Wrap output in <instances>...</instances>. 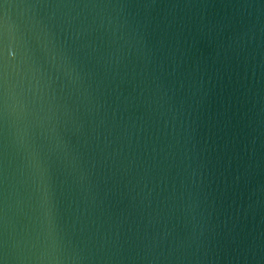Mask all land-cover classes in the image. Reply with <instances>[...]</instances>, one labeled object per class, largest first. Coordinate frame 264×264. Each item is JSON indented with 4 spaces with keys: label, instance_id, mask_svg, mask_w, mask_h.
Here are the masks:
<instances>
[{
    "label": "water",
    "instance_id": "95a60500",
    "mask_svg": "<svg viewBox=\"0 0 264 264\" xmlns=\"http://www.w3.org/2000/svg\"><path fill=\"white\" fill-rule=\"evenodd\" d=\"M4 264H264V0H0Z\"/></svg>",
    "mask_w": 264,
    "mask_h": 264
},
{
    "label": "snow or ice",
    "instance_id": "6c2138e0",
    "mask_svg": "<svg viewBox=\"0 0 264 264\" xmlns=\"http://www.w3.org/2000/svg\"><path fill=\"white\" fill-rule=\"evenodd\" d=\"M3 56H4V49H3V46L0 45V62H2ZM0 264H4V261L2 258H0Z\"/></svg>",
    "mask_w": 264,
    "mask_h": 264
}]
</instances>
